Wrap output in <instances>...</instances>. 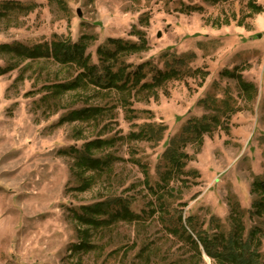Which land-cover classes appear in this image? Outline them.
Returning <instances> with one entry per match:
<instances>
[{"label":"rangeland","instance_id":"obj_1","mask_svg":"<svg viewBox=\"0 0 264 264\" xmlns=\"http://www.w3.org/2000/svg\"><path fill=\"white\" fill-rule=\"evenodd\" d=\"M1 1L34 7L0 17V46L83 37L97 66L98 48L114 49L108 40L135 43L121 60L131 71L146 64L147 83L173 59L184 64L137 93L81 85L43 99L46 86L73 82L77 63L0 49V264H214L179 228L193 238L227 232L234 202L246 233L259 230L264 258V211L249 214L261 197L252 184L264 179V0ZM95 107L107 111L69 115ZM192 120L208 129L171 168L162 155ZM98 139L110 144L85 149ZM84 150L107 167L86 166L75 155ZM124 203L138 220L106 225L85 209Z\"/></svg>","mask_w":264,"mask_h":264},{"label":"trees","instance_id":"obj_2","mask_svg":"<svg viewBox=\"0 0 264 264\" xmlns=\"http://www.w3.org/2000/svg\"><path fill=\"white\" fill-rule=\"evenodd\" d=\"M33 4H22L15 1H1L0 2V17L10 15L11 13L23 12L27 13L32 10ZM82 39L76 44H71L69 41H62L60 37L54 36V40L49 45L46 43L41 45H35L27 48L21 44L13 45H1V50L15 51L17 49L19 54L22 56L34 59L44 58L52 59L59 64H66L67 62H76L81 72L76 76L73 82L69 84H58L54 83L46 86L47 93L43 96V99L47 98V94L54 95L57 91L70 90L77 88L81 85H93L94 87L107 91L115 90L122 93L140 92L145 89L152 88L161 79L165 77H171L178 73V69L183 67V59H173L170 64L166 65L167 72L156 71L150 83L144 81L145 74L143 72L146 64L139 65L134 71L129 70L130 64H126L122 59V54L129 50L139 49L140 45L135 43L123 42L121 40H108L109 44H113V50L104 48H98L100 54L99 62L97 66L90 65L89 57L84 56ZM125 63V64H124ZM6 70L0 68V75ZM50 91V92H49ZM111 109V108H109ZM107 111L105 107H95L87 110L81 109L79 111L71 112V117L89 120L97 119L102 117ZM204 121V119H202ZM200 120L189 121L181 131L174 136L170 141L169 145L164 151L162 157L170 166L175 168H182V161L186 159V155L183 154L181 149L189 142L194 139V136L200 135L201 131L208 129V127ZM150 127V126H148ZM162 130L161 126L158 129L160 133ZM150 132H152L150 130ZM135 138H139L141 133L132 134ZM151 138V137H148ZM110 142L103 139H98L92 144L86 145V150L90 145L93 147L101 148L109 145ZM75 152L77 156H80V160L92 169L98 171L103 170L107 167L108 160H92L87 155V151ZM252 191H257L261 197L256 198L252 202V210L249 212L250 216L261 217L262 211H264V179L256 178L252 184ZM122 204V203H121ZM87 212L91 213H102L107 218L101 220L102 224L111 225L116 221H136L138 217L129 212L128 205L124 203L119 210L104 211L103 207L96 205L94 209L85 208ZM244 211L240 208L237 202L230 204L228 221L230 223V229L227 232L221 230L220 226L216 227V230L212 233L208 232H194V238L187 234L184 227H180L182 233L185 234V239L193 247L194 251L200 256L201 253L205 254L214 264H264L263 255L260 252L261 240L258 237L259 230L252 228L246 233V228L243 225L242 218ZM78 220H93L88 216H77ZM181 220V217H179ZM100 221V220H99ZM98 221V222H99ZM191 221V220H188ZM214 223L217 220L212 218ZM218 228V229H217ZM191 230V228H189ZM193 231V230H191Z\"/></svg>","mask_w":264,"mask_h":264}]
</instances>
